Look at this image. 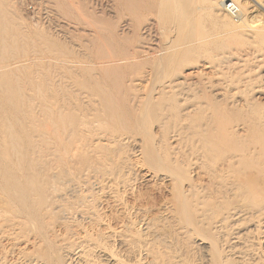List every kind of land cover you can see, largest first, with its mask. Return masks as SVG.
Masks as SVG:
<instances>
[{"label": "rangeland", "instance_id": "obj_1", "mask_svg": "<svg viewBox=\"0 0 264 264\" xmlns=\"http://www.w3.org/2000/svg\"><path fill=\"white\" fill-rule=\"evenodd\" d=\"M260 1L264 3V0H0V185L12 188V184L8 179V175L11 174L15 177L18 174L20 181L24 180L23 183H26L27 179H25V175L27 173L23 172L22 169H25L26 163L28 164L29 162L31 163L28 164L30 165L29 175L31 177L37 176L36 179L33 178L35 182L34 180H30L36 186L45 185L46 179L50 180L51 176L54 175L55 169L57 172L61 166V154L57 152V148H59L62 156L64 155L63 157L68 159L69 163L75 162L77 164L80 161L79 166H82L84 161L91 162L96 158L99 159L104 156L114 157V160H117L115 167L117 169L119 167L118 170L121 169L127 172L128 176L131 177L130 184H133V186L137 185L135 187V194L137 193L138 196L140 194L139 197L137 195H126V202L132 204L137 201L139 207L142 206L143 209L138 214L135 213L133 215L135 217L127 218V233L134 234L137 231L142 233L143 227L146 225L140 224L141 220H138V224L137 217H142L146 213L148 221L150 220L149 222H151L153 217L160 220L161 227H165L161 232L163 236L173 234L175 228L171 224L172 227L168 225V214L163 206L164 200L171 196L170 189L166 185L168 183L159 178H153L148 181L143 179V169L150 170V165L155 167V169L157 167L145 162L143 159L144 155L135 149V141L133 139H145L149 142L155 136L152 139L160 152L158 153L163 155L164 158L171 156L170 158H174L176 161L171 165L176 173L178 171L177 175L181 174V179L183 180L181 184L184 186V189L186 187V190H189V180L194 179L198 183H193L194 191L196 193L199 190V192H205L208 196L202 193L206 196L205 199L201 198V200L209 203L214 201L212 198L215 192L220 190V187L217 184H213L210 177L202 175V172H197L198 170L194 169L198 165L195 162V157H197L195 147L203 143V141L208 142L213 140V136L215 133L217 134V131H214L215 133L212 131V121L210 123L207 116H204L207 119L204 118L206 122L198 120L201 116L200 113L193 114L189 121L183 118L180 119V117H177V121L176 116L166 119V116L149 110L152 115L146 118V126L143 127V124L138 125L139 130H136L137 132L132 131L130 124L127 122L129 126L123 124L122 127L116 128L110 123L109 118H106L105 109L98 103H95L90 94L85 93L84 87L88 84V80H90L88 71L90 67L88 65H90L92 60L101 65V62L105 58L116 61L117 57H121L123 52H127L136 46L147 52L150 50L149 52L154 53V56L140 59L142 63L134 66L136 68L130 67L126 71L123 70L124 74H126L125 83L127 86L133 84L134 87H138L139 89L136 92L142 97L147 96V94L156 96L168 81L173 80L175 82L178 80V83L181 81V88L179 87L177 90V92L180 91L179 93H181V96H178L179 98L181 97V101L185 98H189L190 100L188 101H192L191 99L194 101V98H196L195 101H199L200 97L206 94L210 97L213 95L214 98L211 99L221 105L228 102V104H235V109L233 106L227 110L222 108L221 113L215 116L216 120L214 118V122H218L219 116H223L225 121L230 123L232 121L231 126L236 127L239 125L238 134L241 132L242 136L246 137L248 133L242 132L241 125L243 124H240L241 121L248 120V123H256L258 125L263 120L261 115L264 113V37H262L264 35V9L259 6L258 3ZM230 3H233L237 7L238 15H233L229 12ZM238 18L243 21L248 20L246 22H250L249 24H256L263 31L261 29L253 30V28L248 26H243V28L240 26ZM113 36H117L120 39L119 45L115 43L113 46L111 41ZM189 38L190 42L187 43ZM171 39L173 47L169 48V50H163L165 45L167 46L171 42ZM193 39H195L194 41H198L195 43ZM191 43H193V47H196H191ZM197 45L199 46L198 48ZM56 55L61 56L64 60H58ZM220 58H222L220 62H224L220 63L218 61ZM70 61L73 63L71 64ZM213 61H218L220 66L223 64L220 67L218 63H214ZM210 62L212 63L211 65L209 64ZM113 63H119L118 65L120 66L125 65L122 59ZM99 65L96 67L99 68ZM208 65L210 67L207 68L206 66ZM219 67L221 69H218ZM84 70L85 72H83ZM110 75L116 76L117 72L113 71ZM47 83H50V86ZM49 88L52 89L50 90ZM181 89L183 92H181ZM218 91L220 93H216ZM50 97H52L51 99L55 103L54 110L46 106L47 102L51 100L49 99ZM203 99L206 101L202 102L206 103L208 98L206 99L204 96L202 97ZM62 101L63 104H67L66 107L62 108L63 111L56 105V102L62 103ZM243 101H250L249 103L252 105L248 104L250 107H243ZM74 104L80 106L76 107ZM93 104H96V106ZM97 109L98 112L96 111ZM106 112L108 111L106 110ZM52 113L53 115H51ZM62 116L63 118L65 116L64 121L62 120L63 118L61 119ZM239 117L240 121H238ZM255 120L257 121L254 122ZM55 121L58 123L53 124ZM186 121L190 125L192 123L199 126L202 124L204 128L198 126L192 127ZM46 123L50 124V126ZM86 123L90 125L87 126ZM263 125L264 121L259 127L262 128L264 127ZM47 127L50 129V133ZM56 127V131H53ZM58 127L59 132H57ZM127 131L129 134L131 132L132 136L135 137H130ZM201 131L206 132V134H203ZM64 133L66 134L64 135ZM55 134L56 137L54 136ZM59 134L61 135L60 139ZM77 134L79 135L77 136ZM147 134H149L150 138ZM249 135H252L251 138H259L264 133L254 128L249 131ZM68 136L70 138H67ZM207 136L209 137L207 138ZM82 137H84L83 140H81ZM49 138H54L56 142L55 140H51V144L50 140H48ZM60 140L63 141L64 145ZM75 140L76 142L81 141V143L78 144ZM89 141L92 142V147L89 145ZM47 143H50V146ZM75 144H78L80 147L77 152L75 151L76 148L73 149ZM65 147L67 149L69 147V150ZM54 151L57 152L56 155L50 154V152ZM138 153L141 158L143 157V164L142 162L140 163L141 158ZM9 167L11 170H9ZM2 172L5 173L3 174ZM199 173H201V176ZM68 182L64 180L59 186L58 193L63 194L65 198L71 197L68 191L73 188L72 182ZM12 183L14 184V182ZM195 185L196 187L199 185L197 190H195ZM61 189L64 190L62 191ZM91 193L99 199V204L101 205L100 198L105 196V194L98 186H93ZM194 201H197L196 197ZM216 204L217 206H211L213 212L214 210L216 211L215 215L210 210V221L209 219L206 221V223L209 222L206 224L208 225V229L214 227L211 228V231L206 232V234L208 233L207 237L212 238L219 247L222 246L221 249L223 251L229 249L232 244H236L232 246L235 248L240 245L239 249L242 247L241 251L250 250L252 247L255 249L256 247V253L253 249L251 251L257 254L256 257L258 256V259L264 260L261 257L264 256L263 223L259 225L258 222H253L254 220H251L249 216L241 215V217H235V220L238 218L236 221L233 219L234 217L232 219L229 218L231 220L227 218L228 220L225 219L223 222L224 225L221 224L222 222H218L219 225L215 223L216 226H214L215 224H212L214 221L211 222V219L217 217L216 221L221 220L226 214H217L223 211L221 209H224L223 212H226L225 208L228 206L222 204V208L221 204ZM162 206L164 213L162 212ZM215 207H217V210ZM213 216L215 217L213 218ZM73 220L71 223L74 226L81 223L79 217H75ZM225 221H231L227 227ZM231 224L232 227L230 226ZM225 227L231 228L226 229ZM256 228L259 230L256 231ZM165 229L170 231L169 234ZM227 230H231L229 231L230 234ZM212 232L219 236L217 235L216 237ZM191 234H183L181 238L186 241V244H190L187 246L189 249L191 248L190 250L194 254H201L203 248L199 243L203 236L197 233ZM238 236H242V240ZM248 237L254 239L250 240ZM239 239L241 240L240 243ZM222 241H225L224 245ZM246 242H249L250 248ZM114 243L113 249L116 251L118 249L121 250L117 242ZM226 244L228 245L227 248H225ZM229 244H231L230 247ZM194 249L197 250V253ZM239 249L236 248L235 250Z\"/></svg>", "mask_w": 264, "mask_h": 264}, {"label": "bare ground", "instance_id": "obj_2", "mask_svg": "<svg viewBox=\"0 0 264 264\" xmlns=\"http://www.w3.org/2000/svg\"><path fill=\"white\" fill-rule=\"evenodd\" d=\"M258 4L264 9V3H261L260 1V3ZM229 12L232 13L233 15L239 14L237 9L232 11L230 7H229ZM238 19H239L240 26L242 27L248 26L250 28H253V30L261 29V31H263L262 28H259L256 24L253 25V24H249L250 22H246L248 20L243 21V20H240V18ZM262 37H264V35ZM190 38L192 39V37ZM190 38H189V41L187 40V43L190 42ZM259 38H260V35H259ZM194 40L195 39H193V41ZM111 41H112L113 46L115 43L117 45H119L120 43V39L117 36H113ZM196 41L194 42L196 43ZM171 44H172V39H171V42L167 44V46L165 45L164 48L163 47L161 48H163V50H169V48L173 47ZM191 44H192L191 47H193V43ZM187 46H184V47H187ZM198 47L199 46L197 45V48ZM149 51L148 52L144 51L142 48L136 46L127 52H123L121 54V57H117V60H116V61H119L122 59L125 63V65L123 66L118 65L119 63L118 64L113 63V62H116V61H112L114 59L108 60L105 58V60L101 62V65H99V63L94 62V60H92L90 65H88V67L90 68L87 67L89 71L90 80H88L89 81L88 84L85 85L84 87L85 93L90 94L94 102L98 103L99 105H101V107L105 109L104 111L106 114V118H109L110 123H112L116 128L120 126L122 127L123 124L126 125L128 123L130 124V128L132 131L139 130L138 128L139 124L141 125L143 124V127L146 126L145 125L147 123L146 118L152 115L150 111L155 112L156 114L166 116L165 117L166 119L176 116V120H177V117L178 118L180 117V119L182 118L187 119V121L191 120L193 114L200 113L201 116L200 118L198 117L199 118L198 120H204V121L206 119V117L204 116H207V118L210 120V123L211 121L213 123L212 124L213 133H215L214 131H217V134L216 133L215 135L213 134L214 135L213 140L208 141V142L203 141V143L195 147V151H196L195 153H197L196 154L197 157H195L196 158L195 162H197L198 165L196 169L194 170H198L197 172H202V175H206L210 177L211 180L213 181V184H217L220 187V190H217L212 198L214 201L212 200L213 202L208 203L205 200H201V198L205 199V196L207 194L202 191L199 192L200 191L199 189L197 193L196 191H194L193 183L198 184L196 181H194V179L189 180L190 189L186 190V187L184 189V186L181 184V182L183 181L181 179L182 178L181 174L177 175L178 171L176 173L175 169L171 165L173 164V162H176V161L174 160V158L173 159L170 158L171 156L169 158L165 156L166 158H164L163 155L159 154L160 152L158 148L155 146L156 144H154L153 139H152L155 136L152 135L153 136L151 138L152 141L150 139L149 142H147V140L145 139L142 140V139L134 138L133 139L135 141L134 147L137 150V152H140L141 154L144 155V158L143 157L142 158L145 160L146 163L153 164L157 167V169H155V167H153L152 165L150 166L148 165L149 167H151L149 168L150 170L141 169L143 171V177H144L143 179L148 181L153 178H156V179L159 178L168 183L166 185L170 189L169 191L171 193V196H169L166 200H164L163 206L168 214L167 215L168 221L167 220L166 221L169 223L168 225L170 224L173 225V228H175V231L173 234L169 236H163L161 232L165 227H161L160 220L159 219L157 220L153 217L151 219V222H149L150 220L148 221L146 213H145L143 214L142 217L141 216L137 217V222L138 220L139 221L141 220L140 224L142 223L143 225H146L145 227L142 226L143 227L142 233H139L137 231L134 234H128L127 233L128 226L126 225L127 218L135 217L133 215H135V213L138 214L140 211H143V209H142V206L139 207V204L137 203V201L132 204H129L128 202H126L127 200H125V196L128 194L130 196L137 195V193L135 194V187L137 185L135 184L136 186H133V184H130L131 177L128 176L127 172H124L125 170H121V169L118 170L119 167L118 169L115 167L117 160L116 159L114 160V157L104 156V157H100L99 159L96 158L91 162L84 161V163H82V166L78 165L80 161L77 164L75 162L71 164L68 162L67 158L63 157L64 155L62 156V153H60L59 148H57L58 151L56 149L55 150L59 152V154H61L60 155L61 156L60 157L61 166L57 172L55 169L54 175L51 176L50 180L46 179L47 182L45 185L36 186L33 183V181H31V180L36 179L37 176L31 177L29 175L30 173L28 171L30 169V165L28 164L30 162L28 164L26 163L25 169H22L23 172L27 173V175H25L26 177L25 179H27L26 183H23L24 180L20 181L18 174L16 173L17 174L16 177L13 176L12 174L8 175V179L12 184V188H6L0 185V264H264V260L258 259L257 258L258 256L256 257L257 254L255 253L257 251L255 252L256 250V247L254 246L255 244L253 245L255 249H253L252 247L255 253L251 251L252 249L249 247V244H248L249 242L248 243L246 242V243L248 247L250 248V250L241 251L240 249L242 247L239 249L240 245L238 247L236 246V248H238L240 251L235 250L236 248L232 246H235L236 244L235 245L232 244V246L231 244H229V247L230 246L231 247L223 251L221 249L222 246L219 247V245H217V243L212 238L207 237L208 233L206 234L207 231L209 232L211 231V228H214V227H210V229H208L207 228L208 225L206 224L209 222L206 223V221L210 218L209 216L210 210L211 212H213L212 210L213 208L211 209V206L213 205L217 206L216 203L221 204V206L222 204L228 205V206L225 208L226 212H223L224 209L220 208L223 211H220L217 215H220V214L222 215V213H225L226 215H224V217H222V219L218 221H216L217 217L214 218L215 216H213L215 220L211 219V222L214 221L212 222V224L217 223L219 225L218 222H222L221 224H223L225 219L228 220L229 218L232 219V217H234L233 219L235 220L236 216L241 217V215L242 216L247 215L249 216L251 220H254L253 222L255 221L258 222L259 225L263 223V227H264V135L259 138L258 137L251 138L252 135H249V131L253 130L254 128L264 133V127L262 128L259 127V125L263 124L264 113L261 115L263 117V120L260 121L258 125H256V123L255 124L248 123L247 122L248 120L241 121L240 124H243L241 125V128L243 131L242 130L241 131L243 133L244 132L248 133L246 137L245 136L243 137L242 136L243 134H241V132L240 134H238L239 125H237L236 127L231 126L230 124H232V121L231 123L225 121L223 119V116H219L218 122L217 121H215L216 123L214 122L215 116L218 113H221L220 111L222 108H224V110H227L231 106L233 107L236 106L235 104H228L229 103L228 102V103H224L223 105H221L217 101L211 99V98H214L213 95H211L212 97H210L206 94L204 95L206 99L208 98L206 103L202 102L205 100V99L202 100V97H204L202 95L199 101H195L196 98H194V101L193 99H191L192 101H188L190 100L189 98H185L184 100L181 101V97L180 98L178 97L181 93H179L180 91L177 92L178 88L179 87L181 88L180 86L181 81L179 83H178V80H176L177 82L176 81L174 82L173 80L168 81L166 84H164L165 86H163L160 89V92L156 96H154L153 94H147V96L145 97L140 96L136 92L139 89L138 87H134L133 84L127 86V84L125 83L126 74H124L123 70L126 71L127 68L137 66L138 63L141 64L142 62L140 61V59H143L146 57L151 58L152 56H154V53L149 52ZM56 56L58 60L62 59L61 56L60 57L59 55H56ZM73 58L75 57L73 56ZM221 59L222 58L218 59V61L220 62ZM63 60L64 59H62V61ZM218 61L217 62L215 61V62L218 63ZM221 62H224V61H221ZM72 63L73 62H71V64ZM209 64L211 65L212 63L210 62ZM97 65H99L100 67L99 68L96 67ZM210 65L206 67L208 68L210 67ZM220 67L218 69H221ZM90 70L92 73L90 72ZM113 71L117 72L116 76L110 75V73H113ZM83 72H85V70ZM47 84H49L50 86V83H47ZM182 84H185V83H182ZM137 86H140V85H137ZM49 89L51 90L52 88H49ZM75 91L77 92V90ZM181 92H183L182 89H181ZM216 93H220V92L218 91ZM78 94H81V93H78ZM57 96L59 97L58 94ZM51 98L52 97H50L49 99ZM178 98L180 99L179 102L177 101ZM51 100L47 102L46 106H48L49 109L54 110L53 108L55 106L54 105L55 103L53 102V100L52 101ZM249 102L243 101V104H242L243 107L249 106L248 104L252 105ZM57 103L58 102H56L57 107L61 108V110L64 106L66 107L67 105V104H63V101L62 103H58V104ZM71 104L73 103L71 102ZM74 105L76 107L80 106L78 104H74ZM94 106H96V104ZM98 109L96 110L97 112H98ZM106 110L108 112H106ZM203 113L204 114L206 113V115H204ZM61 114L64 115L62 112ZM260 114H261V111H260ZM51 115H53V113ZM95 117H94V120H95ZM62 118L63 116L61 117V119ZM64 118L62 119L63 121H64ZM227 120L229 119L227 118ZM238 121H240V117ZM256 121L257 120H255L254 122ZM55 123H58V122L55 121L53 124ZM87 123L89 122L87 121ZM187 123L189 124V122ZM60 124H61V120H60ZM48 125L50 126V124ZM103 125H104V122H103ZM190 126L203 127L202 124L199 126L198 124L193 125V123ZM56 129L57 127L53 131H56ZM47 130H49L48 131L49 133L51 132L50 129H48V127H47ZM209 130L208 132L211 131ZM59 131L60 130L58 127L57 132ZM202 133L206 134V132L204 131ZM65 134L66 133H64V135ZM127 134H129V132ZM48 135H51V134H48ZM78 135L79 134H77V136ZM147 135L149 136V134ZM54 136L56 137V134ZM129 136L135 137V136H132L131 132ZM60 137L61 135L59 136V139ZM142 137L146 138L145 136H142ZM208 137L209 136H207V138ZM50 138L48 139L50 140V142L51 140H55L54 138L53 139H50ZM67 138H70V137L68 136ZM83 138L84 137H82L81 140H83ZM61 142L63 144V141ZM76 143L80 144L81 141L80 142L77 141ZM78 144H75L73 147V149L76 148L75 150L76 152L80 148ZM48 145L50 146V143ZM89 145L92 147L93 146L92 142L89 141ZM67 150H69V147ZM56 151L50 152V154L56 155L57 153ZM138 155L140 156L139 153ZM142 158H141L140 163L144 161ZM39 161H42V160H39ZM52 169L54 170V168ZM9 170H11L10 167H9ZM31 172H34V171H31ZM2 173L4 174L5 172H2ZM3 174H2V177H3ZM199 174L201 176V173ZM22 177H23V174H22ZM43 180L45 181V179ZM64 180H67V183H69L68 181L72 182L73 188L68 191L71 194L70 198L68 197L65 198L63 197L64 196L63 194L58 193L59 186L60 184L64 182ZM12 182H14V184ZM93 186H98L99 189L105 194V196L100 198L101 205L99 204L100 203L99 199L94 194L91 193V188ZM198 186L199 185H197L196 187L195 185L196 187L195 190H197ZM61 190L63 191L64 189H61ZM195 197L197 201H194ZM164 208L162 209V212ZM215 208L217 210V207ZM166 211H165V214H166ZM215 212L216 211L214 210L213 215H215ZM75 217H79L81 221V223L76 226H74L71 223L72 221H74L73 218ZM156 218L158 217L156 216ZM226 222L227 221H225V224L227 227L228 223H230L231 221L227 223ZM237 224L239 223L237 222ZM214 226H216V224ZM230 226L232 227V224ZM231 227H228V228H231ZM258 228L260 229V227ZM223 230H224V226H223ZM258 230L256 228V231ZM229 231L227 230V232L230 234ZM166 232H168L169 234L170 231L166 230ZM191 233L192 234L197 233L203 236L202 239H200V243H199V245L203 248L201 254L200 253L194 254V252L190 250L191 248L190 249L188 248L190 244L189 245L188 243L186 244V241L182 240L181 238V235L182 236L183 234L189 235ZM212 234L215 235L216 237L218 235V234L216 235V233L214 234V232H212ZM238 237L241 238L242 236H238ZM195 238H196V235H195ZM248 238L250 239V237ZM253 239H250V240H253ZM241 240L240 239L238 240L239 243ZM225 241L224 242L222 241L223 245ZM114 242H117L121 250L118 249V251H116L113 249L114 247L113 245L115 244ZM227 243H229V241H227ZM227 246L228 245L226 244L225 248H227ZM258 248L261 249L260 246H258ZM194 251L196 252L197 250L194 249ZM261 257L264 258V256H261Z\"/></svg>", "mask_w": 264, "mask_h": 264}, {"label": "built area", "instance_id": "obj_3", "mask_svg": "<svg viewBox=\"0 0 264 264\" xmlns=\"http://www.w3.org/2000/svg\"><path fill=\"white\" fill-rule=\"evenodd\" d=\"M229 7L231 8L232 11H234L236 9V7H235V5L233 3H230Z\"/></svg>", "mask_w": 264, "mask_h": 264}]
</instances>
